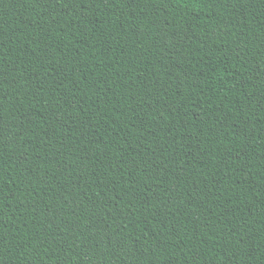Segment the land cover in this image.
I'll use <instances>...</instances> for the list:
<instances>
[{
	"label": "trees",
	"instance_id": "16d2710c",
	"mask_svg": "<svg viewBox=\"0 0 264 264\" xmlns=\"http://www.w3.org/2000/svg\"><path fill=\"white\" fill-rule=\"evenodd\" d=\"M0 264H264V0H0Z\"/></svg>",
	"mask_w": 264,
	"mask_h": 264
}]
</instances>
